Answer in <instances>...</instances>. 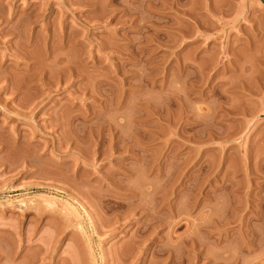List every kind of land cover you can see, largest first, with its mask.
Wrapping results in <instances>:
<instances>
[{
	"label": "rangeland",
	"instance_id": "rangeland-1",
	"mask_svg": "<svg viewBox=\"0 0 264 264\" xmlns=\"http://www.w3.org/2000/svg\"><path fill=\"white\" fill-rule=\"evenodd\" d=\"M0 264H264V0H0Z\"/></svg>",
	"mask_w": 264,
	"mask_h": 264
},
{
	"label": "bare ground",
	"instance_id": "bare-ground-1",
	"mask_svg": "<svg viewBox=\"0 0 264 264\" xmlns=\"http://www.w3.org/2000/svg\"><path fill=\"white\" fill-rule=\"evenodd\" d=\"M56 55H57V53L54 52L53 57H54V56L57 57ZM63 56H64V55H63ZM59 57H61V59H64L62 56H59ZM59 57H58V58H59ZM56 61H58V63H59L60 58H59L58 60H56ZM61 61H62V60H61ZM66 62H67V64H68V61H66ZM62 64H64V63H62ZM64 65H65V64H64ZM68 65H69V64H68ZM68 67H70V65H69ZM59 68H60V67H59ZM64 69H65V67H64ZM70 69H71V68H70ZM61 71H62V70H61ZM60 73H61V72H60ZM65 73H66V71H65ZM65 73L63 72L64 75H65ZM67 75H68V74H67ZM68 76H69V75H68Z\"/></svg>",
	"mask_w": 264,
	"mask_h": 264
}]
</instances>
